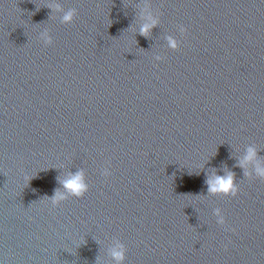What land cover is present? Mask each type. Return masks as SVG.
I'll use <instances>...</instances> for the list:
<instances>
[{"label":"water","instance_id":"obj_1","mask_svg":"<svg viewBox=\"0 0 264 264\" xmlns=\"http://www.w3.org/2000/svg\"><path fill=\"white\" fill-rule=\"evenodd\" d=\"M258 169L264 0H0V264H264Z\"/></svg>","mask_w":264,"mask_h":264},{"label":"clouds","instance_id":"obj_2","mask_svg":"<svg viewBox=\"0 0 264 264\" xmlns=\"http://www.w3.org/2000/svg\"><path fill=\"white\" fill-rule=\"evenodd\" d=\"M73 17H74V11H70L64 16V21L71 22ZM146 31H147V28L143 30V32H146ZM172 43H173V46H175V42H172ZM254 154H255L254 150L249 149V156L247 157V159L251 160ZM258 172L260 175H264V169H258ZM65 187L70 192H72L74 195H83L84 192L86 191V185L83 183L82 174L80 173L75 174L72 179L65 182ZM220 190H223L225 194H228L229 192L232 195L237 194V189L234 187L233 176L231 174L228 175L227 177L218 178L215 184H211L210 191L217 192ZM113 256L118 261H122L124 259V251H123L122 246H120L119 250L113 251Z\"/></svg>","mask_w":264,"mask_h":264}]
</instances>
